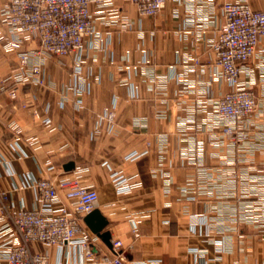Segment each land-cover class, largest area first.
I'll return each mask as SVG.
<instances>
[{"label": "crops", "instance_id": "1", "mask_svg": "<svg viewBox=\"0 0 264 264\" xmlns=\"http://www.w3.org/2000/svg\"><path fill=\"white\" fill-rule=\"evenodd\" d=\"M227 1L237 0H177L151 17L129 0L93 2L97 35L83 40L81 74L72 56L51 57L42 85L17 69L34 44L0 45V191L8 203L34 208L32 179L78 175L97 192L94 210L122 243L123 264H264V41L240 74L255 112L239 123L212 116L230 90L210 47ZM239 1L264 10V0ZM0 31L7 36L1 19ZM115 179L137 186L119 194ZM92 234L95 255H110ZM35 249L49 264H92L71 244Z\"/></svg>", "mask_w": 264, "mask_h": 264}, {"label": "built area", "instance_id": "2", "mask_svg": "<svg viewBox=\"0 0 264 264\" xmlns=\"http://www.w3.org/2000/svg\"><path fill=\"white\" fill-rule=\"evenodd\" d=\"M99 0H5L0 10V45L4 49L20 51L23 46L35 48L20 52L17 69L28 68L32 82L43 84L42 70L51 57L72 56L73 72L81 74V51L86 37L97 32L90 19L89 6ZM177 0H129L140 16H155L168 3ZM221 11L224 22L210 47L215 53V64L220 77L230 90L218 98L212 116L239 123L256 110L253 90L240 81L245 64L255 55L257 45L264 41V10H253L244 1H227ZM22 80H28L22 76ZM15 97V93H10ZM49 125V121H45ZM233 139L235 129L223 128ZM33 144H36L35 142ZM130 179H115L119 194L129 193L136 184ZM35 194L36 206L14 209L7 201V193L0 191V256L3 264H49L48 257L36 251L37 244L61 248L78 247L92 264H123L125 257L119 240H110L111 254L96 256L93 244L97 237L81 223L98 204L95 189L80 183L78 175L58 179H32L29 186ZM132 234L139 237L138 222L132 225Z\"/></svg>", "mask_w": 264, "mask_h": 264}, {"label": "water", "instance_id": "3", "mask_svg": "<svg viewBox=\"0 0 264 264\" xmlns=\"http://www.w3.org/2000/svg\"><path fill=\"white\" fill-rule=\"evenodd\" d=\"M73 168L74 164L72 162L64 165L65 171H71ZM84 221L90 228L91 232L96 234L104 243H106L111 248L110 234L108 231H103L107 222L102 217V215L97 210H94L85 216Z\"/></svg>", "mask_w": 264, "mask_h": 264}, {"label": "rangeland", "instance_id": "4", "mask_svg": "<svg viewBox=\"0 0 264 264\" xmlns=\"http://www.w3.org/2000/svg\"><path fill=\"white\" fill-rule=\"evenodd\" d=\"M19 71H21L20 69H18ZM29 71V70H28ZM19 73V72H18ZM19 79H21L22 80V75H21V73H19V77H18ZM23 81V80H22ZM11 92H14V91H11ZM10 92V93H11ZM15 93V92H14ZM10 97H11V95H10ZM15 98V97H14Z\"/></svg>", "mask_w": 264, "mask_h": 264}]
</instances>
